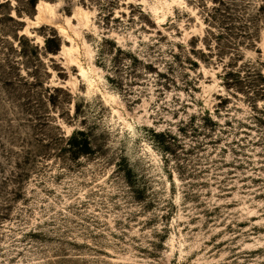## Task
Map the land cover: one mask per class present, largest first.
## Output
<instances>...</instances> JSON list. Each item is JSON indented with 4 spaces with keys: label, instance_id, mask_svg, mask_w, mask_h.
<instances>
[{
    "label": "rangeland",
    "instance_id": "obj_1",
    "mask_svg": "<svg viewBox=\"0 0 264 264\" xmlns=\"http://www.w3.org/2000/svg\"><path fill=\"white\" fill-rule=\"evenodd\" d=\"M0 264H264V0H0Z\"/></svg>",
    "mask_w": 264,
    "mask_h": 264
},
{
    "label": "bare ground",
    "instance_id": "obj_2",
    "mask_svg": "<svg viewBox=\"0 0 264 264\" xmlns=\"http://www.w3.org/2000/svg\"><path fill=\"white\" fill-rule=\"evenodd\" d=\"M46 5H47V4L39 3L38 6H37V9L39 10V12H40V11H43ZM47 7H48V6H47ZM51 10H52V9H51Z\"/></svg>",
    "mask_w": 264,
    "mask_h": 264
}]
</instances>
